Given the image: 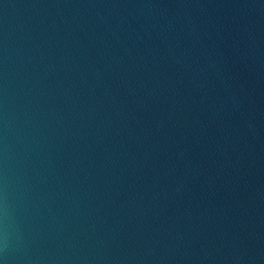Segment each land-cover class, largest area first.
I'll use <instances>...</instances> for the list:
<instances>
[{"label":"water","instance_id":"1","mask_svg":"<svg viewBox=\"0 0 264 264\" xmlns=\"http://www.w3.org/2000/svg\"><path fill=\"white\" fill-rule=\"evenodd\" d=\"M3 205L5 264H264V0H0Z\"/></svg>","mask_w":264,"mask_h":264},{"label":"clouds","instance_id":"2","mask_svg":"<svg viewBox=\"0 0 264 264\" xmlns=\"http://www.w3.org/2000/svg\"><path fill=\"white\" fill-rule=\"evenodd\" d=\"M0 216H2V219H0V238L3 239L5 248L7 243V206L3 205L0 206ZM0 251H4V248H0ZM0 264H5V260L0 258Z\"/></svg>","mask_w":264,"mask_h":264}]
</instances>
